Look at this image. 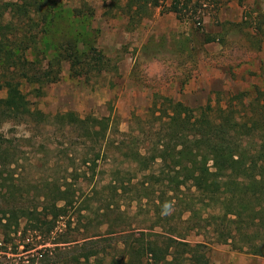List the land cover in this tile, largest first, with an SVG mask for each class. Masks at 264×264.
Segmentation results:
<instances>
[{
  "label": "rangeland",
  "instance_id": "obj_1",
  "mask_svg": "<svg viewBox=\"0 0 264 264\" xmlns=\"http://www.w3.org/2000/svg\"><path fill=\"white\" fill-rule=\"evenodd\" d=\"M63 2L48 14L41 48L45 43L52 50L74 39L80 51L94 45L107 65L77 74L64 62L59 79L41 97L20 81L31 106L45 115H110L113 137L128 141L147 130V123L138 125L134 116L143 118L154 94L192 108L225 106L231 100L242 110L264 99V0H231L215 13L206 8L201 25L198 18L180 21L157 8L135 28L127 27L122 15H112L115 9L105 13L102 0H87V15L73 12L79 0ZM51 117L36 125H1L8 139L22 145L21 159L13 167L24 192L17 206H35L42 224L33 230V220L20 218L7 234L0 226V264L58 263L82 252L92 255L90 264H102L103 258L119 254L115 248L127 234L150 238L153 233L173 235L174 230L189 234L188 241L205 243L210 264H264V256L209 241L215 230L205 219L209 202L200 201L193 189L161 194L147 173L124 171L113 188L103 161L92 174L89 164L82 163L85 153L91 154V143L84 144L78 132L66 134L67 126L56 125ZM124 161L119 155L115 164L124 168ZM69 186L74 192L67 206L70 224L68 217L53 222L47 211L53 199L43 196Z\"/></svg>",
  "mask_w": 264,
  "mask_h": 264
},
{
  "label": "trees",
  "instance_id": "obj_2",
  "mask_svg": "<svg viewBox=\"0 0 264 264\" xmlns=\"http://www.w3.org/2000/svg\"><path fill=\"white\" fill-rule=\"evenodd\" d=\"M63 1L0 0V91H4L0 96V128L6 122L14 126L36 125L52 116L56 125L67 126L66 134L78 132L84 144L91 143V154L88 157L85 153L82 163H88L93 174L103 161L112 175L109 185L113 188L119 186L117 178L124 171L147 173L157 182L161 194L193 189L200 201L209 202L205 219L215 226L209 241L264 256V99L262 103L255 99L242 110H237L231 100L225 106L192 108L154 94L143 118L134 116L138 125L147 123V130L137 132L128 141L113 137L110 115L80 116L73 111L45 115L31 106L20 81L31 87L35 97H41L44 88L59 79L64 62L77 74L88 69L101 71L107 65L94 45L80 51L74 39L63 41L52 50L45 43L41 48L40 36L49 23L48 14ZM79 1L73 12L89 14L87 0ZM102 1L105 13L115 9L112 15H122L127 27L135 28L157 8L174 14L180 21L198 18L195 21L201 25L206 8L215 13L231 0ZM21 147L0 130V226L5 234L19 225L20 218L33 220V230L42 224L35 206H17L24 192L16 183L13 167L21 159ZM119 155L125 157L124 168L123 164H115ZM73 195L69 186L63 190L56 187L43 196L44 200L53 199L47 210L53 222L68 217L67 206ZM193 206L188 211L193 213ZM193 217L189 215L184 222L189 223ZM69 220L70 217L68 223ZM174 233H153L148 235L150 238L127 234L115 248L119 254L103 258L102 264H210L205 243L188 241L189 234ZM91 257L89 252H82L46 264H90Z\"/></svg>",
  "mask_w": 264,
  "mask_h": 264
}]
</instances>
